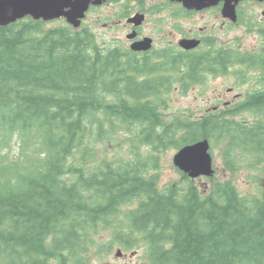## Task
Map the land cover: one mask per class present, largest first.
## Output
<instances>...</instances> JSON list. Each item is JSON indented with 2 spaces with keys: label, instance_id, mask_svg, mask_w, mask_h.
Here are the masks:
<instances>
[{
  "label": "trees",
  "instance_id": "obj_1",
  "mask_svg": "<svg viewBox=\"0 0 264 264\" xmlns=\"http://www.w3.org/2000/svg\"><path fill=\"white\" fill-rule=\"evenodd\" d=\"M44 25L27 18L0 26V134L16 139L22 154L0 165V264H88L99 224L111 231L105 255L118 243L124 252L143 249L146 264H264V180L257 193L240 196L231 181L213 177L203 195L181 174L186 189L159 192L143 162L87 164L120 126L139 123L141 142L154 152L225 142L228 169L237 153L264 165V94L231 111L253 112L248 125L225 113L164 120L162 83L169 94L184 64V84L197 82L196 59L169 54L165 77L156 78L160 64L98 46L83 26Z\"/></svg>",
  "mask_w": 264,
  "mask_h": 264
},
{
  "label": "rangeland",
  "instance_id": "obj_2",
  "mask_svg": "<svg viewBox=\"0 0 264 264\" xmlns=\"http://www.w3.org/2000/svg\"><path fill=\"white\" fill-rule=\"evenodd\" d=\"M148 4L159 2V0H146ZM118 5L109 3L103 6L101 9L93 8V10L87 13L83 22V27L87 28L94 35L95 42L98 46L116 48H124L126 46V35L129 33V29L125 26L124 21L118 23L120 18H117ZM264 9V4L255 7L254 13L258 19L264 21L260 15ZM147 23L144 28L147 29V33L152 35L154 31L153 18L147 16ZM64 21L58 20L49 23H45L44 29L48 30L55 27H63ZM169 28V27H168ZM231 43L233 41L241 42V46L235 44L233 47L242 51L246 47L250 49L251 46L257 45L256 36H244L243 30L234 29L228 36ZM222 43H225L222 41ZM237 70L233 68L232 71ZM233 76L225 77L220 76L217 78H208L205 83V88L200 89L199 92H191L188 96H181L179 92L173 89L172 93L165 94L163 101H165V110H161V115L164 120L170 118L174 119L179 117L185 120H198L204 117H218L221 116L227 110L228 104H224L222 101H232L233 97L240 94L238 89L229 90L231 85H235ZM251 87V86H250ZM249 86L241 88L245 90ZM219 99V101H218ZM222 102L220 109H210L212 104ZM211 105V107H210ZM247 120H252L253 115L248 113L242 116ZM120 126V125H119ZM138 124H133V127L120 126L114 136L109 137L103 143L97 145L98 159L97 162L89 161L87 163L91 168L99 164L100 160H106L109 163H117L122 160H130L133 162H143L148 176H157L158 190L164 192L165 188L169 185H176L181 189H186L189 182L182 179L181 173L173 165V157L177 153V149L167 147L162 151L154 152L151 146L143 145L139 135L140 131ZM226 149L225 142H218L211 148L210 153L213 159L214 173L213 177L218 182L231 181L236 188L240 196H249L257 193V189L262 188V181L264 180V165L260 164L254 166L250 163V158L245 155L237 153L234 155V162L232 168L228 169L224 163V150ZM39 156V155H38ZM141 158H137V157ZM22 159L20 151V145L17 144L16 139L13 137L6 138L0 134V165L14 161L16 159ZM75 166L79 165L76 160H70ZM211 178H196L193 180V184L202 192L206 194L211 190ZM189 181H192L188 179ZM138 201H134L130 205L124 206L123 211L127 209H134ZM121 216V215H120ZM102 226L99 224V228L91 230V242L95 245L88 246L85 258L88 260V264H146V254L143 249L137 248L126 252V259L119 261L115 258L114 254L119 249L118 243L114 244L112 253L105 255L103 251H109L106 249V244L111 239L110 230H102ZM97 233V234H95ZM114 233V231H113ZM99 238V239H98ZM99 243L101 248H99ZM98 245V246H96ZM134 254L131 258L130 255ZM50 264H56V261H51Z\"/></svg>",
  "mask_w": 264,
  "mask_h": 264
},
{
  "label": "flooded vegetation",
  "instance_id": "obj_3",
  "mask_svg": "<svg viewBox=\"0 0 264 264\" xmlns=\"http://www.w3.org/2000/svg\"><path fill=\"white\" fill-rule=\"evenodd\" d=\"M109 3L117 4L116 12L126 15L124 19H119L118 23L126 22L125 26L129 29L128 34L134 35L133 40H127V48L119 46L115 49L121 53L130 54L134 60L144 61L146 59L151 65L160 64L161 71L154 72L156 78H161L162 75L165 77L167 69H163V66L167 63L166 58L169 54L176 58L196 59L201 64L202 71L201 78L197 82L184 84L183 75L188 70L185 64V66H180L179 72L175 75L176 80L173 82L171 93L174 89L183 97L205 88L208 78L233 76L236 83L231 85L229 90L238 89L240 94L235 95L232 101H222L224 104H228L225 111L226 119L229 117L243 125H248L253 121V118L247 120L242 117L244 114H252L250 110L238 115L232 114L231 111L238 110L248 104V99H252L253 96L264 94V21L258 19L253 12L255 7H261V4L264 3L243 0L236 6L234 14L225 10L223 2L195 11L186 10L181 4H173L168 0H159L152 4H148L146 0H105L98 9ZM137 14L143 15L139 25L127 23L129 18ZM260 15L264 19V9ZM147 16L153 18L154 29L151 31H154V34L152 35L148 34L147 29L144 28L148 20ZM234 29L243 30L244 36H256L257 45L252 47L249 44L250 49L246 47L242 51L233 47L235 44L241 46V42L235 40L231 43L228 38ZM145 38L150 40L147 49L139 51L131 49L133 43ZM186 43H192V48L185 49L183 44ZM232 57H234L233 60ZM206 62L214 64L216 71L206 72ZM233 68H237V70L232 71ZM182 83L186 88L182 87ZM244 86H249V88L242 90L241 88ZM166 90L165 80L159 91L160 95L165 94ZM218 101L212 104L210 109H220V105L223 103ZM157 106L161 107V105Z\"/></svg>",
  "mask_w": 264,
  "mask_h": 264
},
{
  "label": "water",
  "instance_id": "obj_4",
  "mask_svg": "<svg viewBox=\"0 0 264 264\" xmlns=\"http://www.w3.org/2000/svg\"><path fill=\"white\" fill-rule=\"evenodd\" d=\"M186 8L200 9L216 4L221 0H175ZM231 13L235 4L241 0H222ZM262 1V0H259ZM101 0H0V26L15 23L24 17L44 22L65 18L74 28L79 27L90 5L98 6ZM232 4V5H231ZM234 4V5H233ZM140 20L136 23L138 24ZM138 48L145 50L149 46V40L138 43ZM190 43L186 47H191ZM136 49V46H133ZM209 144L206 140L186 146L178 151L173 158L174 165L187 173L191 178L199 176H211L212 160L208 153Z\"/></svg>",
  "mask_w": 264,
  "mask_h": 264
}]
</instances>
